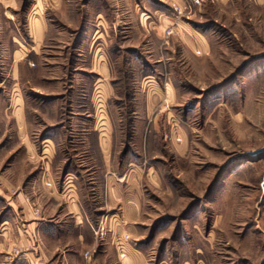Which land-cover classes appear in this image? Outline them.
Listing matches in <instances>:
<instances>
[{"label":"rangeland","instance_id":"rangeland-1","mask_svg":"<svg viewBox=\"0 0 264 264\" xmlns=\"http://www.w3.org/2000/svg\"><path fill=\"white\" fill-rule=\"evenodd\" d=\"M263 147L264 0H0V264L33 248L22 193L52 223L41 188L75 201L102 237L109 182L139 205V264H264Z\"/></svg>","mask_w":264,"mask_h":264},{"label":"crops","instance_id":"crops-1","mask_svg":"<svg viewBox=\"0 0 264 264\" xmlns=\"http://www.w3.org/2000/svg\"><path fill=\"white\" fill-rule=\"evenodd\" d=\"M34 28L36 33L39 34V24L38 26L34 24ZM199 42L201 45H205L204 41L197 40V43ZM21 45L24 49L17 50H23L18 58L20 61L31 53L30 49L23 44ZM33 51L34 55L38 54L34 49ZM98 141L97 137L98 152L96 153V159L98 168L108 170V164H110L113 157L109 156L107 150H104V148L107 149L106 144L103 147ZM130 164L131 162H128V165ZM36 182L38 183V180ZM122 186L116 182L113 184L109 182L106 185L105 193L108 199L105 205L111 218L108 226H106L107 228L104 226V232H101L102 237L97 236L95 228L90 229L87 217L81 214L75 201L65 200L66 209L63 210L60 208V196L57 197L55 192H52V194L48 193L51 197L49 198L43 191H40L44 188L39 190L38 184L37 202L39 207L40 204L52 205L53 208L60 205L56 222L52 223V219L45 218L44 211L39 216L34 217L22 193L19 205L24 221H22L23 223L18 230L20 233L19 239L21 244L33 248L29 249V252L24 254L23 258L16 264H63L64 261L67 263L69 261L71 264H84L80 250L83 247L91 248L95 253L89 264H139L138 251L130 246L129 242L123 240V235L126 232L131 236L135 234L134 223L139 219V205L130 195L127 197L124 195ZM12 208L14 209L12 211L17 210L15 203H12ZM9 218L10 216L0 221V259L3 251L9 246L7 237H10L12 232V228L9 226L11 218ZM118 240H121L122 256L118 255L114 244Z\"/></svg>","mask_w":264,"mask_h":264},{"label":"built area","instance_id":"built-area-1","mask_svg":"<svg viewBox=\"0 0 264 264\" xmlns=\"http://www.w3.org/2000/svg\"><path fill=\"white\" fill-rule=\"evenodd\" d=\"M190 1H191L192 5L194 6V5H200L203 0H190ZM179 8H180L179 6H175L174 7V9H176L177 11H179ZM117 250L119 251V255L122 256L123 255L122 254L123 252H122V246H121V244H119L117 246Z\"/></svg>","mask_w":264,"mask_h":264},{"label":"water","instance_id":"water-1","mask_svg":"<svg viewBox=\"0 0 264 264\" xmlns=\"http://www.w3.org/2000/svg\"><path fill=\"white\" fill-rule=\"evenodd\" d=\"M258 152H264V147L261 148L260 150H258ZM258 152H257V153H258Z\"/></svg>","mask_w":264,"mask_h":264},{"label":"bare ground","instance_id":"bare-ground-1","mask_svg":"<svg viewBox=\"0 0 264 264\" xmlns=\"http://www.w3.org/2000/svg\"><path fill=\"white\" fill-rule=\"evenodd\" d=\"M33 24V23H32ZM34 24H36L37 26H38V23L37 22H35ZM98 90V89H97ZM100 90V89H99ZM103 117V116H102ZM101 118V117H100ZM104 122V121H103ZM105 123V122H104ZM98 125V124H97ZM106 125V124H105ZM101 128V127H100Z\"/></svg>","mask_w":264,"mask_h":264}]
</instances>
